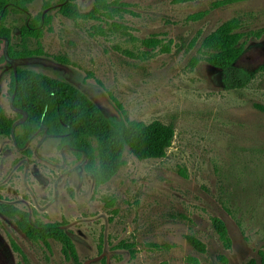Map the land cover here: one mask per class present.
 Returning a JSON list of instances; mask_svg holds the SVG:
<instances>
[{"label":"rangeland","instance_id":"374dc122","mask_svg":"<svg viewBox=\"0 0 264 264\" xmlns=\"http://www.w3.org/2000/svg\"><path fill=\"white\" fill-rule=\"evenodd\" d=\"M47 1L34 0L25 14L5 20L6 116L18 119L8 86L13 71L25 67L71 82L106 115L171 125L174 139L159 158L127 150L117 174L98 186L84 155L60 148L58 138L37 135L21 149L12 136H1L0 201L33 220L64 222L82 264H102V256L106 264H264V0H121L124 10L99 18L64 8L76 4L86 13L94 0H51L42 37L24 35L22 27ZM230 20L243 33L237 64L253 78L227 90L202 42ZM152 37L161 43L146 46L143 39ZM214 218L225 222L227 234ZM189 235L205 244L204 252ZM71 263L60 243L34 242L0 214V264Z\"/></svg>","mask_w":264,"mask_h":264},{"label":"trees","instance_id":"16d2710c","mask_svg":"<svg viewBox=\"0 0 264 264\" xmlns=\"http://www.w3.org/2000/svg\"><path fill=\"white\" fill-rule=\"evenodd\" d=\"M34 0H0V36L10 39L11 29L5 26L10 13L25 14ZM193 1V0H179ZM218 5L229 1L215 0ZM124 3L121 0H94L90 11L80 13L76 4H64L71 14L99 18L110 12H120ZM51 0L26 25L22 32L26 36L42 37V25L48 22L47 10ZM113 25L120 27L117 22ZM243 33L237 29L235 20H230L209 33L202 42L205 60L220 75L224 89L231 90L247 86L253 78L252 71L241 67L237 60L244 51ZM1 43V40H0ZM146 46L156 47L158 38H145ZM165 47V48H164ZM164 49H169L165 45ZM8 93L12 106L18 112L16 121L8 118L0 106V137L12 136L19 148H25L37 135H49L59 139V147H68L85 157V170L96 185L109 182L124 164V154L128 150L139 159L162 157L174 139L171 125L155 121L145 124L106 115L102 108L79 87L64 79L51 77L25 67H17L9 82ZM264 111V106H260ZM0 214L13 220L25 235L34 242H43L50 248V241L61 244L62 252L71 264H82L64 222H45L32 219L31 214L12 203L0 201ZM215 228L227 234L225 222L214 218ZM188 241L201 252L205 244L195 236H187ZM14 251L20 253L21 247L10 237ZM133 252V250L131 251ZM99 254H102L100 245ZM102 264L106 257L102 256Z\"/></svg>","mask_w":264,"mask_h":264}]
</instances>
